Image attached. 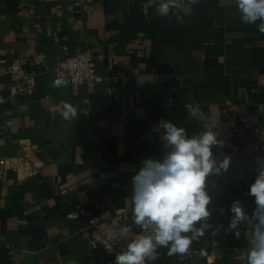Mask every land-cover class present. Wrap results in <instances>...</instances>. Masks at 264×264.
<instances>
[{
    "label": "crops",
    "instance_id": "obj_1",
    "mask_svg": "<svg viewBox=\"0 0 264 264\" xmlns=\"http://www.w3.org/2000/svg\"><path fill=\"white\" fill-rule=\"evenodd\" d=\"M164 2L0 0V160L28 147L42 163L40 174L25 179L0 165V264H108L105 249L79 232L81 220L67 217L76 205L106 218L127 211L135 238L151 235L134 222L131 180L145 159L170 150L163 130H154L160 120L188 137L200 134L190 103L208 116L233 107L248 121L234 138L236 150L212 148L217 162L228 157L230 165L206 180L210 215L196 224L204 235L189 252L221 253L215 264H247L258 223L248 194L256 179L252 147L264 129L260 21L242 23L236 0H176L167 16L159 12ZM64 47L71 55L89 52L102 80L93 88L67 80L53 87ZM39 52L48 68L36 91L17 92L5 69L20 53ZM62 102L76 108L75 118H63ZM235 201L247 218L230 228ZM168 250L158 246L145 264L200 262Z\"/></svg>",
    "mask_w": 264,
    "mask_h": 264
},
{
    "label": "clouds",
    "instance_id": "obj_2",
    "mask_svg": "<svg viewBox=\"0 0 264 264\" xmlns=\"http://www.w3.org/2000/svg\"><path fill=\"white\" fill-rule=\"evenodd\" d=\"M195 2V0H193ZM240 20L245 24H256L259 33L264 34V0H236ZM152 0H149L151 6ZM176 7V0H166L159 5V12L167 16L169 8ZM67 82L56 79L53 87H61ZM62 116L72 120L77 115L76 108L62 102ZM163 130V138L170 149L162 159L148 158L132 177L134 222L151 235H139L128 244L127 250L116 256L115 264H145L146 259L157 258V247L168 248V255L187 254L193 240L204 235L203 228L196 227L210 215L211 197L206 191V180L212 174L227 171L230 159L225 157L217 162L213 146H222L217 134L205 130L199 135L188 137L185 129L172 122L160 120L155 131ZM254 197L256 209L253 217L258 221L249 236L251 247L247 250V264H264V166L249 187ZM234 214L230 228H236L246 214L239 201L233 202ZM191 233L192 235H187ZM239 238V232L235 233Z\"/></svg>",
    "mask_w": 264,
    "mask_h": 264
},
{
    "label": "built area",
    "instance_id": "obj_3",
    "mask_svg": "<svg viewBox=\"0 0 264 264\" xmlns=\"http://www.w3.org/2000/svg\"><path fill=\"white\" fill-rule=\"evenodd\" d=\"M56 41L59 42L60 39L57 37ZM64 49V55L60 57L52 70L57 79L67 80L72 84H85L89 88H93L102 80V77L97 73L95 59L89 52L82 51L71 55L68 53L67 47ZM47 68L44 52L32 56L20 53L5 69V73L11 76L17 92L32 95L38 87V78L47 71ZM5 100L0 89V104ZM188 108L199 119L200 133L211 129L217 134L218 140L223 142L222 146H213L215 152L237 149L234 138L240 132V125L247 123V115L237 112L233 107L229 108L222 116L206 115L198 103H190ZM252 148L256 178L259 169L264 166V129L260 132L258 143ZM0 165L4 169H11L20 174L23 179L40 174L42 168L36 151L28 147L18 148L15 158L1 159ZM65 192L64 190L60 191L61 194ZM67 217L71 220H81L82 225L79 232L88 234L91 247L105 249L109 256L108 264H115L116 256L126 251L128 244L135 239L134 228L127 211L117 212L106 218L92 215L80 205H76ZM221 256V253L208 256L202 252L188 253L190 260L200 261L192 264H215V260Z\"/></svg>",
    "mask_w": 264,
    "mask_h": 264
}]
</instances>
